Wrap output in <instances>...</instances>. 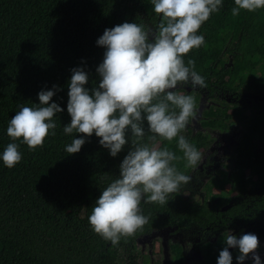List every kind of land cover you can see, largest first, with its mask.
Instances as JSON below:
<instances>
[{"label": "trees", "instance_id": "trees-1", "mask_svg": "<svg viewBox=\"0 0 264 264\" xmlns=\"http://www.w3.org/2000/svg\"><path fill=\"white\" fill-rule=\"evenodd\" d=\"M232 7L233 0H223L220 11L198 29L204 44L184 56L185 62L194 60L207 86L176 89L192 95L196 109L204 92L213 101L202 110L201 129L193 130L189 120L178 134L198 151L212 143L207 131L232 128L230 109L251 110L236 119L242 131L235 139L232 164L220 162L214 168L202 187V198H184L183 191L190 187L187 183L179 193H171L166 204L142 200L139 207L148 223L118 245L103 240L87 219L95 199L117 177L128 147L133 142L150 143L147 137L152 133L145 123L144 139L129 135V144L116 157L109 156L94 135L77 153L67 154L64 146L75 133H63L70 117L62 111L53 118L55 134L46 136L42 146L29 150L18 138L21 161L12 168L0 163V264H148L147 255L138 261L137 238L153 230L264 227V8L242 9L233 16ZM126 20L150 24L153 34L165 22L162 14L153 11L150 0H0V151L11 142L5 133L7 121L18 105L36 103L42 87L57 85L52 100L63 108L69 69L82 61L89 74L86 86L96 85L95 67L103 48L95 40L104 28ZM226 94L241 102H226ZM156 143L182 157L176 138H157ZM173 163L181 173L196 177L198 168L183 158ZM204 168L203 163L200 174ZM222 234L200 243L201 257L194 264H215L223 246ZM169 251L170 264H184L179 243H170Z\"/></svg>", "mask_w": 264, "mask_h": 264}, {"label": "clouds", "instance_id": "clouds-1", "mask_svg": "<svg viewBox=\"0 0 264 264\" xmlns=\"http://www.w3.org/2000/svg\"><path fill=\"white\" fill-rule=\"evenodd\" d=\"M152 9L162 14L164 23L158 34L144 24L123 21L104 28L95 44L103 48L102 59L95 67V86H86V65L69 69L67 100L62 108L52 97L58 86L41 88L37 102L18 105L7 121L5 133L11 142L0 151V163L14 167L22 159L18 138L29 150L42 146L44 138L55 134L57 113L66 111L70 119L63 133L72 136L64 146L67 154L77 153L86 140L95 136L97 143L116 157L129 144V135L145 137V127L152 133L150 143L133 142L119 161L118 175L99 192L88 215L91 230L112 245L133 236L148 223L139 207L142 200L166 204L171 193H179L191 176L178 171L174 161L183 158L197 166L202 154L178 135L190 118H195L196 101L192 95L176 91L178 87L204 88L205 78L195 70L192 59L184 56L204 44L200 26L211 14L220 11L223 0H150ZM233 16L264 8V0H233ZM157 138H176L182 157L166 147L157 146ZM260 241L255 232L228 230L218 249L215 264H264L257 254ZM231 250L239 254L233 257Z\"/></svg>", "mask_w": 264, "mask_h": 264}, {"label": "rangeland", "instance_id": "rangeland-1", "mask_svg": "<svg viewBox=\"0 0 264 264\" xmlns=\"http://www.w3.org/2000/svg\"><path fill=\"white\" fill-rule=\"evenodd\" d=\"M147 26L151 29V25L147 24ZM152 30V29H151ZM153 33V31H152ZM196 88V87H194ZM200 99V103L196 109L195 118H190L189 126L192 127L193 130L201 129L200 128V119L202 118V110L204 108L209 107L210 102L206 98V93H202ZM234 97H230L229 94L224 96V100L226 102L235 101L241 102L240 99H233ZM247 103L248 99L243 98ZM249 112L250 108L246 109ZM231 113L230 120L233 121L232 128L228 131H219V130H210L207 131L212 138V143L204 150L200 151L202 154V159L199 164L196 166L198 168V172L196 177L192 178L188 185L190 187L183 191L182 195L184 198L188 199H201L203 194H205L204 189H202L203 185L209 179L210 174L213 173L214 168L220 164V162H226L227 164H232L231 154L233 151V147L235 144V139L242 131V126L239 124V121L236 120L238 118H242V116L247 113L242 111L240 108L230 109L228 111ZM251 112V110H250ZM207 160H215L214 164L207 163ZM204 163V170L202 174H200V168ZM231 166V165H230ZM221 167V166H219ZM194 168L190 170L193 171ZM225 190L229 188V183H226L224 186ZM213 193H217L218 189L212 188ZM234 193H232L233 195ZM200 230V229H188L186 231H177L174 228H163L158 230H153L149 234L141 235L137 238V251H138V261L142 260V255L148 256V264H153V262L158 261L161 264H170L171 254L169 251V244L172 242L179 243L183 248V253L185 257L184 264H194L197 260L200 259V243L204 240L214 241L219 235H223L222 233L227 232L228 230H233L237 234L241 231H251L255 232L259 238L260 246L257 249V254L261 256V259L264 260V227L261 225L253 224L251 226H236L233 228H229L226 230L216 231L211 228L209 230ZM230 251H236L231 250ZM237 254H239L236 251ZM140 263V261H139ZM235 264V262H234ZM244 264H251L250 259L246 260Z\"/></svg>", "mask_w": 264, "mask_h": 264}]
</instances>
